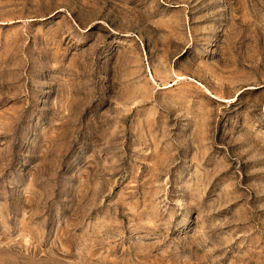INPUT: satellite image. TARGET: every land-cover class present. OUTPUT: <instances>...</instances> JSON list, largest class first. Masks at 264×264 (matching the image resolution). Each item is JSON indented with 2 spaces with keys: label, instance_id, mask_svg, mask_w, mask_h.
Masks as SVG:
<instances>
[{
  "label": "rangeland",
  "instance_id": "374dc122",
  "mask_svg": "<svg viewBox=\"0 0 264 264\" xmlns=\"http://www.w3.org/2000/svg\"><path fill=\"white\" fill-rule=\"evenodd\" d=\"M0 264H264V0H0Z\"/></svg>",
  "mask_w": 264,
  "mask_h": 264
}]
</instances>
